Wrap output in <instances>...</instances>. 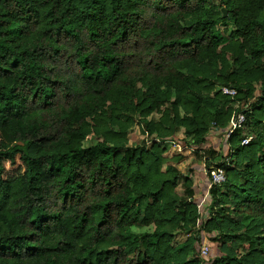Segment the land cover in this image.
<instances>
[{
    "label": "trees",
    "instance_id": "1",
    "mask_svg": "<svg viewBox=\"0 0 264 264\" xmlns=\"http://www.w3.org/2000/svg\"><path fill=\"white\" fill-rule=\"evenodd\" d=\"M263 13L264 0H0V264H264ZM234 113L246 123L223 155L208 135ZM180 129L225 171L205 220L192 174L163 170ZM202 232L219 245L209 263Z\"/></svg>",
    "mask_w": 264,
    "mask_h": 264
},
{
    "label": "rangeland",
    "instance_id": "2",
    "mask_svg": "<svg viewBox=\"0 0 264 264\" xmlns=\"http://www.w3.org/2000/svg\"><path fill=\"white\" fill-rule=\"evenodd\" d=\"M261 19L264 25V13ZM257 94L259 95L260 92H258ZM234 107L238 111L239 109L242 108L238 104H236ZM244 131L246 136H250L248 135L249 133L247 132V130ZM260 131L264 135V127H261ZM184 139H185L184 130L180 129L179 132L176 134L175 139L167 141L164 144V146H162V148H164L165 150L164 159L166 161V164L163 166V170H165L169 166H174L187 176L192 174V182L196 190V200L199 204L200 213L203 219L205 220L208 217V208L210 205L209 201H210L211 187L208 185V180H209L208 172L211 168L214 167L210 166V168H206L204 161L197 160L192 149L187 145V143L180 142ZM144 140L145 137L144 135L141 134L140 128L137 126L133 128L128 135V141H129L128 146L134 147L137 145H141ZM208 141L211 144H213L218 151H221L223 155L226 154L228 148H227V144H225V135H223L222 132L212 130L211 133L208 135ZM95 144H96L95 137H92L89 140H86L84 146L87 148ZM153 230H154L153 227L150 226V227H145L143 229H134V232L146 233V232H152ZM201 236H202V244L199 249L200 251L199 257L203 259L206 263H209V260H211L212 258L219 257V250H218L219 245L215 242H212L209 236L206 235L205 233L202 232ZM186 237L187 235L185 233L178 232L175 235V239L172 246H175L183 242L186 239ZM204 245L208 246L209 248V255L206 258L201 257V249Z\"/></svg>",
    "mask_w": 264,
    "mask_h": 264
},
{
    "label": "built area",
    "instance_id": "3",
    "mask_svg": "<svg viewBox=\"0 0 264 264\" xmlns=\"http://www.w3.org/2000/svg\"><path fill=\"white\" fill-rule=\"evenodd\" d=\"M222 93L225 96L235 98L237 92L232 88L224 87L222 88ZM246 123V116L243 113H234L229 122V129L225 134V138L229 139L231 135L237 131L242 129L243 125ZM251 138L245 139L242 141L241 146L245 147L249 144ZM225 162L229 163L230 158H226ZM209 174V186H221L226 182L225 171L223 168H211ZM209 255L208 246L204 245L201 249V257L206 258Z\"/></svg>",
    "mask_w": 264,
    "mask_h": 264
},
{
    "label": "water",
    "instance_id": "4",
    "mask_svg": "<svg viewBox=\"0 0 264 264\" xmlns=\"http://www.w3.org/2000/svg\"><path fill=\"white\" fill-rule=\"evenodd\" d=\"M19 145H22V144H19Z\"/></svg>",
    "mask_w": 264,
    "mask_h": 264
}]
</instances>
